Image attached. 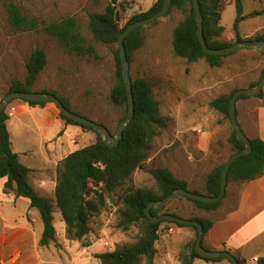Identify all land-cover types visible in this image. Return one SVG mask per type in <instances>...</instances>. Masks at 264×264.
I'll return each instance as SVG.
<instances>
[{
	"label": "rangeland",
	"instance_id": "obj_1",
	"mask_svg": "<svg viewBox=\"0 0 264 264\" xmlns=\"http://www.w3.org/2000/svg\"><path fill=\"white\" fill-rule=\"evenodd\" d=\"M9 2L16 3L27 16L37 19L41 25L67 17L75 18L83 36L96 47L98 57L77 56L42 30L16 32L9 23L5 10V4ZM156 2L157 0H0V102L9 93L14 81L25 80L26 65L32 52L43 49L48 65L39 75L34 91L54 92L67 98L74 112L105 125L115 135L122 118L126 116V109L116 107L110 100V93L116 83L114 53L119 46L94 41L89 30L90 16L103 13L108 5H113L118 13L119 25L123 28L134 15L149 11ZM242 6V36L250 39L256 35H264V0H242ZM238 16L236 0H226L222 11V25L226 30L222 40L235 42L233 26ZM182 19L180 12L172 10L155 23L145 26V44L132 54L131 79L146 78L154 81L155 97L160 102L161 114L171 119L169 127L158 133L152 155L143 168L135 172L133 183L136 187L155 188L156 182L150 171L168 169L177 178L187 179L188 182L185 181L189 190L205 194L208 174L217 166L227 163L233 154L228 143L233 132L232 122L212 109L210 102L256 83L264 69V56L257 51H240L227 56L221 68H211L204 60L188 63L176 57L173 49V32ZM257 99L259 98L250 97L238 101L237 115L242 125L247 104ZM6 112L10 117L7 126L13 151L21 156L23 164L32 169L30 181L33 187L41 196L53 202L57 221L55 224L60 230L58 222L62 215L55 200L57 166L71 153L95 143L97 136L75 125L64 131L60 123V110L51 102L43 110H33L22 100H14L8 105ZM204 134L210 136L201 147L199 136L203 137ZM241 184L232 182L228 186L232 204L236 203V188ZM258 185L261 186L260 183ZM118 195L109 197L106 209L100 216L92 219L91 233L81 242H70L72 247L75 245L80 249L85 242L97 243L96 247L103 245V253L112 251L117 245L135 241L137 228L124 232L117 226ZM252 196L257 198L263 194L252 191ZM18 204L17 210L11 207L17 217L27 210V205L30 207V202L26 199L19 200ZM32 210L39 215V225L43 226L38 210ZM162 214H173L185 219L207 215L185 197L177 198L159 215ZM62 238L64 236L60 234V241ZM195 239L196 232L193 229H179L175 225L163 224L157 244V263L180 264L179 256L183 247ZM254 247V252L259 253L258 246ZM81 252L82 249L74 251L72 255L76 257ZM92 264L101 262L97 259Z\"/></svg>",
	"mask_w": 264,
	"mask_h": 264
},
{
	"label": "trees",
	"instance_id": "obj_2",
	"mask_svg": "<svg viewBox=\"0 0 264 264\" xmlns=\"http://www.w3.org/2000/svg\"><path fill=\"white\" fill-rule=\"evenodd\" d=\"M164 1L157 0L149 11L134 15L123 28L119 25L116 7L108 5L103 13L90 16L89 30L94 41L105 45H118L121 34L129 25L148 19L160 12ZM225 1L200 0L204 17V36L208 46L212 49H224L244 40L264 41V35H256L250 39L242 36L240 32L243 14L242 0H236L239 16L233 26L235 42L222 40L226 30L222 25V11ZM5 10L9 23L16 32L42 30L44 34L53 38L59 45L77 56L98 57L96 47L83 36L75 18L67 17L58 22L41 25L37 19L27 16L16 3H6ZM172 10H177L183 16L173 32V49L176 57L184 59L188 63H197L204 60L211 68H221L227 56L237 53L227 56H213L203 51L197 34L198 25L195 20L193 0H173L170 12ZM143 29L144 27L134 31L125 41L130 62L132 54L140 50L145 44ZM114 54L116 83L110 93V100L116 107L126 109V116L122 118L123 120L128 114V94L123 81L119 49ZM260 55L264 56L263 53H260ZM47 65L46 52L43 49L34 50L26 65L27 75L25 80L14 81L9 93L35 92L34 85ZM263 76L264 69L262 70L261 79ZM258 83L252 84L251 87L256 86ZM132 86L135 100V117L124 131L120 144L114 148L107 147L93 128L74 122L65 117L61 111L59 113L60 120L65 126H79L86 131L95 133L97 136L95 143L71 153L58 164L56 169L55 200L66 225L67 239L77 242L85 240L91 233L92 219L100 216L106 209L110 196L119 194L117 226L124 232L137 228L138 235L133 243L120 244L112 251L97 254L96 258L100 260L101 264H157V244L163 224L175 225L179 229L190 228L196 232V239L183 247L179 256L180 264H195L197 260L206 262L229 261L226 258H203L196 252L195 244L198 238V230L195 226L171 221L153 224L147 218L145 210L151 202L162 201L179 189L189 190V186L185 180L177 178L168 169L150 171L156 182L155 188L136 187L134 185L133 176L135 172L142 169L144 163L150 159L158 133L169 127L171 119H167L161 114L160 102L155 97L156 83L154 81L139 78L132 80ZM236 91L214 99L210 102V107L231 120L230 103ZM51 94L58 97L67 109L73 111L67 98L60 97L54 92H51ZM262 97L263 93L258 96V98ZM249 98L248 96H242L239 100ZM22 101L33 110H43L50 103ZM9 120L8 113L4 111L0 115V180L7 179L4 186L6 195L13 194L16 198L26 199L30 202L31 208L38 210L44 226L40 246L48 247L57 240V230L54 225V205L50 199L41 196L33 187L30 181L32 169L23 164L19 154L13 151L11 135L7 126ZM228 143L233 150L232 156L243 151L246 147L245 143L237 138L234 128ZM251 143L252 152L239 158L232 165L228 176V186L232 182L244 183L264 175V141L256 138L251 139ZM225 166L226 163L219 165L208 174L204 195L218 197L221 194ZM228 186L224 199L227 198ZM191 192L201 194L195 191ZM185 198L205 213L215 212L224 205V199L218 203H206L188 197ZM161 211L152 210V214L154 217H160ZM190 220L201 223L205 235L213 226V222L205 217H195ZM90 245L89 242L83 243L84 247ZM202 246L204 249L209 250L204 242ZM238 261L240 264H244L241 259H238ZM229 262L231 263V261ZM258 264H264V259H259Z\"/></svg>",
	"mask_w": 264,
	"mask_h": 264
},
{
	"label": "crops",
	"instance_id": "obj_3",
	"mask_svg": "<svg viewBox=\"0 0 264 264\" xmlns=\"http://www.w3.org/2000/svg\"><path fill=\"white\" fill-rule=\"evenodd\" d=\"M263 101L264 89L262 98L247 104L244 124L242 125L240 119L238 120L250 140L259 138L264 141ZM60 123L62 124V122ZM62 125L64 131L69 127ZM208 136L210 135L199 136L201 147L207 142ZM184 180L187 181V179ZM0 181V264H92V261L97 260L96 255L104 250L103 245L99 244L96 247L97 243H93L89 247H80L82 252L76 257L72 255L74 251L80 249L75 245L73 247L70 245L72 241L66 237V225L61 217L58 222L61 229L58 230L54 216V225L57 230L56 242L48 247H41L40 240L44 226L39 225L37 219L39 215L33 213L31 205L29 208L28 205L26 206L27 210L21 213V216L17 217L13 214L11 207L17 210L18 202L23 198H16L13 194L6 195L4 186L7 179ZM252 191H258L263 196L255 198L252 196ZM236 192L235 204H232L228 192L223 207L205 215V218L213 222V226L205 235L203 242L206 248L211 251H229L237 259L244 261V264H258L253 260L255 257L264 259L261 257H264V175L242 183L236 188ZM11 199L14 201H10ZM8 204H14V206ZM59 233L64 236L62 241L59 239ZM254 246H258L259 253L258 251L254 252ZM251 247L253 249L249 250L248 248ZM200 262L202 264H231L227 260L220 262L197 260L195 264Z\"/></svg>",
	"mask_w": 264,
	"mask_h": 264
},
{
	"label": "water",
	"instance_id": "obj_4",
	"mask_svg": "<svg viewBox=\"0 0 264 264\" xmlns=\"http://www.w3.org/2000/svg\"><path fill=\"white\" fill-rule=\"evenodd\" d=\"M172 3L173 0H165L163 4V8L161 9L160 12H158L157 14H155L154 16L148 19L141 20L129 25L123 31V33L119 38L118 46H119L120 58H121L122 76L128 94V114L127 117L123 119L119 124L115 135H113L106 126L67 109L65 105L61 102V100L51 93H39V92L8 93L6 97L0 102V115L4 111H6L8 105L14 100L51 102L54 103L59 108V110L64 114L65 117L73 120L74 122L93 128L100 135L101 139L103 140L104 144L107 147L114 148L118 146L123 139L124 131L128 128V126L131 124V122L134 120L135 117V100L133 95L132 79L130 76V61L128 59V55L125 47V41L134 31L142 27L151 25L156 21H158L159 19L165 17L170 12ZM193 5H194L195 20L198 25V32H197L198 38L202 46V49L206 54L213 56H227L236 52L246 51V50L257 51L264 54V41L262 40H244V41L236 42L224 49L210 48L206 43L204 36V17L201 11L200 0H193ZM263 89H264V76L256 86L249 87L247 89L237 90L231 99V103H230L231 122L236 132L237 138L243 143H245L246 147L243 151L234 154L226 163L222 176L221 194L218 197H211L204 194L193 193L186 189H179L171 193L167 198H165L162 201L151 202L145 210V214L147 218L153 224L161 223L164 221H171L183 225L195 226L198 230V238L195 244V250L203 258H208V259L226 258L229 261H231L232 264H240L237 257H235L229 251H209L203 248L202 244L205 237V230L203 225L198 221L181 218L179 216L172 214H164L161 215L160 217H154L152 214V210L161 211L165 209L167 206H169L171 203H173V201H175L177 198L183 196L188 197L189 199L195 201L206 202V203H218L224 199L227 192L228 176L232 165L235 163L236 160L250 154L253 150L251 140L247 137V135L244 133V131L242 130L239 124L238 115H237V103L242 96L258 97L263 93Z\"/></svg>",
	"mask_w": 264,
	"mask_h": 264
},
{
	"label": "built area",
	"instance_id": "obj_5",
	"mask_svg": "<svg viewBox=\"0 0 264 264\" xmlns=\"http://www.w3.org/2000/svg\"><path fill=\"white\" fill-rule=\"evenodd\" d=\"M253 260H254V262H258L259 261V258L258 257H255Z\"/></svg>",
	"mask_w": 264,
	"mask_h": 264
}]
</instances>
